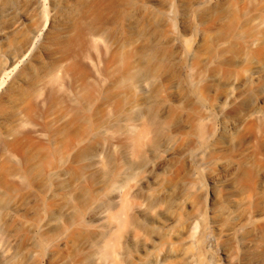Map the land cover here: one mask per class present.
I'll return each instance as SVG.
<instances>
[{
	"label": "rangeland",
	"instance_id": "1",
	"mask_svg": "<svg viewBox=\"0 0 264 264\" xmlns=\"http://www.w3.org/2000/svg\"><path fill=\"white\" fill-rule=\"evenodd\" d=\"M35 1L0 0V29L30 9L0 38V172L27 160L25 188L44 181L47 158L64 168L43 189L55 213L30 264H104L95 243L108 222L69 221L79 201L97 194L108 207L114 192L129 202L115 264H263L264 0ZM167 149L165 170L140 188L141 168ZM129 173L126 187L112 186ZM40 203L0 199L37 219ZM14 226L22 248L29 227L5 229Z\"/></svg>",
	"mask_w": 264,
	"mask_h": 264
},
{
	"label": "bare ground",
	"instance_id": "2",
	"mask_svg": "<svg viewBox=\"0 0 264 264\" xmlns=\"http://www.w3.org/2000/svg\"><path fill=\"white\" fill-rule=\"evenodd\" d=\"M43 1L44 0H36L32 4L31 8L41 10L43 8ZM78 11L79 6L74 5L62 9L65 20L70 22L74 19V16ZM19 14V18L12 21L8 27L0 29V38H6L12 33L20 30L22 28L23 21L28 19L30 15V9L21 11ZM94 41H96L95 38ZM139 85H141V83ZM257 112V110L254 111V113ZM198 133L203 136L202 127L199 128ZM9 135H12V133ZM3 142L5 145L7 144V141ZM100 151L103 152V148H99L97 151L93 152L91 158L96 157ZM167 152L168 153L165 159L154 163L148 162L141 168V171L145 172V175L139 181V185L141 186L140 188L155 180L159 174L165 170L171 156L169 149H167ZM51 153H54V150L51 149ZM25 162L27 163V168L24 170L10 169L7 165L3 166L2 171L0 172V199L4 198V196H10L13 194H17L21 199H26L32 196L38 197L40 199L42 209L44 210V216L37 219L27 213L19 214L18 210L16 207H13V205L8 206L7 204H0V264H30L38 251L43 254L46 245L48 244L47 237L51 221L47 220V218H51L54 215L55 209L53 208V204L47 200L43 189L50 188L53 181L62 174L64 168L63 166L54 164L50 158H47L44 161L47 169L45 170V178L41 185L37 187L27 185L24 188L23 185L25 184L27 178L29 179L30 174L29 163L27 160ZM131 178H133L132 173L126 175L120 174L112 181L111 184L115 189H123L129 184L128 181H130ZM222 179L223 178L219 174L212 175L210 178L212 187L215 188L217 184L222 181ZM183 187V189H185L186 186ZM199 191L202 195L205 192L202 189ZM121 196L122 199L120 200L119 198ZM97 200L98 195L93 194L89 198L79 201L73 209V216L69 221V227H88L96 226L98 224L102 226L104 223L108 222L109 227H107L106 230L97 233L99 241L95 243V246L99 260L103 261L104 264H115L116 257L118 255V246L123 235V228L125 227L123 218L126 211L129 209V202L124 195H121L118 192L111 194V200L113 203H111L108 207L97 205ZM180 219V217L173 215L164 224L166 230L171 231L175 228ZM16 221L27 224L29 227L27 228V231L23 232V240L27 241V245L22 248H19L21 235L18 230V226L8 228L7 230L5 229V226L8 223ZM116 223H119L117 229H113L111 226ZM57 229L60 232H64V226L58 227ZM61 243H63L62 239H60V244ZM155 243L156 242L153 241V244ZM194 258V256H187L186 264H195ZM255 259L256 256L249 257L248 264H260L258 261L256 262ZM156 263L160 264L159 260H156Z\"/></svg>",
	"mask_w": 264,
	"mask_h": 264
}]
</instances>
